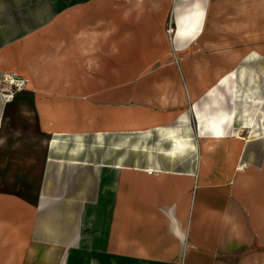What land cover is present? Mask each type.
Instances as JSON below:
<instances>
[{
    "label": "crops",
    "instance_id": "0c3cea01",
    "mask_svg": "<svg viewBox=\"0 0 264 264\" xmlns=\"http://www.w3.org/2000/svg\"><path fill=\"white\" fill-rule=\"evenodd\" d=\"M82 1L58 8L56 24L43 27L48 13L40 25L31 16L18 32L15 0H0V31H9L0 34V70L28 72L35 84L9 102L0 100V264H14L16 249H32V264H264V134L240 133L247 126L241 120L251 125L257 113L246 118L240 112L235 68L243 59L229 65L216 47L231 46L222 52L237 60L235 45L249 44L241 34L256 27L243 29L240 15L264 13V2L177 0L175 33L165 41L159 17L172 0H88V7ZM37 9L32 5L28 12ZM235 23L242 28L226 26ZM82 26L129 30L127 39L110 37L112 30L104 41L109 55L103 58L118 66L102 75L87 66L78 70L72 53L69 85L49 87L65 77L66 68L44 72L48 50ZM212 49L214 57L205 53ZM37 55L43 61L35 63ZM173 55L184 68L171 67ZM215 61L223 65L213 68ZM33 66L43 68L36 72ZM135 78L130 96L108 94ZM252 101L256 107L262 102L257 94ZM99 102L111 112L102 115ZM188 107L202 126L194 138L187 125H176ZM150 132L157 140L144 135L133 155L121 152L113 162L76 159L79 148L67 151L62 141L69 135L98 141L113 133ZM66 160L89 165L87 199L68 243L37 241L32 230L39 199L49 191L50 161ZM212 252L222 257L214 259Z\"/></svg>",
    "mask_w": 264,
    "mask_h": 264
},
{
    "label": "rangeland",
    "instance_id": "374dc122",
    "mask_svg": "<svg viewBox=\"0 0 264 264\" xmlns=\"http://www.w3.org/2000/svg\"><path fill=\"white\" fill-rule=\"evenodd\" d=\"M88 1V0H87ZM82 1L81 6L88 7L89 3L84 4ZM177 0H172L170 4L172 7L168 8L164 15L162 17H159V22L161 21L164 28V40L165 41H171V37L174 35L173 31V21H174V15H173V6L174 3ZM16 6H17V12H18V21H17V29L20 28L23 23H25L26 19H29L31 16V19H44L45 14L46 15V21L42 24L43 27L45 26H51L52 24H56V19H54L52 16L55 13V11L65 6L67 7L72 0H15ZM33 5L34 10L38 8L34 12H28V9L30 6ZM27 9V11H24ZM227 15L226 21L230 20L231 18ZM218 17V16H214ZM220 18V17H219ZM230 18V19H228ZM25 19V20H24ZM37 19V20H38ZM40 19L38 20L39 25L41 23ZM215 18L210 17V21H213ZM241 22L247 23V19L244 15H240ZM214 22V21H213ZM212 22V23H213ZM253 27L250 31H243L240 38L242 40L247 41L249 44L245 45L244 43H239L238 45H235L237 48L236 59L233 60V56H226L222 51L229 48H221L220 46L216 47L218 48V53H222L228 64L233 65L237 62H239L241 59H243L239 65L236 66L235 69H237L238 73L240 72L241 75V99L242 102L240 104V112L244 115V117L248 118L251 113H256V116L254 115L253 122L251 125L245 124L244 120H241V123L245 126L243 131L241 130L240 133H242L244 136H250V137H256L264 134V13H256L253 15L252 18ZM242 23V24H243ZM26 24V23H25ZM3 25V24H0ZM36 23L34 22L35 26ZM218 27V26H217ZM19 30V29H18ZM163 31V29H161ZM23 31L19 30L18 32ZM128 29L122 31V33H118V30H113L110 33L111 36L117 37L118 35H122L124 39H127L128 36ZM4 32V33H3ZM9 31L4 30L0 31V34H7ZM197 30L194 32L196 33ZM193 33V35H194ZM70 34V33H69ZM130 34V32H129ZM60 35V34H59ZM131 35V34H130ZM56 35L55 37H57ZM64 37V35H61ZM67 35H65L66 37ZM53 37V38H55ZM12 39V38H7ZM38 39V38H37ZM101 46L98 47L97 50V61L99 62V69L96 67H91L89 69L90 71H94L97 74H104V70L106 67H110L113 65L118 66L117 62L113 61H107L106 59L109 58H103L106 54L105 48L106 44L104 41V37H101ZM109 39V38H108ZM107 39V40H108ZM119 40L121 38L119 37ZM117 42V41H116ZM52 43V42H51ZM50 43V45H51ZM114 44V42L112 43ZM230 46V45H229ZM234 47V48H235ZM48 48V47H47ZM110 48V47H108ZM120 48V47H119ZM118 47H116L115 51L119 50ZM230 50L233 49L231 46L229 48ZM215 49L212 50H205V53H209V55H213ZM227 51V50H226ZM41 53V52H40ZM73 54H75L76 61L78 65V70L86 69L85 61L87 59V56H84L82 54H78L77 51H73ZM135 53V52H134ZM191 53V51H189ZM189 53L185 54V57ZM246 53V54H245ZM39 54V52H38ZM245 54V55H244ZM115 55V54H114ZM244 55V56H243ZM243 56V58H242ZM38 57V55H37ZM214 57V55H213ZM212 56L208 57V61L211 63V60L213 58ZM46 58V57H45ZM171 67L173 68H184L185 63L181 62L182 60L179 58V56L173 55ZM44 59V58H43ZM42 58L38 57V60L35 63H39L43 61ZM232 61H235L234 63H230ZM217 62V63H215ZM212 62L213 68H215L216 64L223 65L222 62L215 61ZM46 64L43 66H47L48 61L46 58ZM206 64V63H205ZM41 66L40 64H38ZM28 66L27 68L31 67ZM40 67L41 69L43 68ZM224 68V67H222ZM226 68V67H225ZM229 68V67H228ZM33 69L38 72L41 69H37V66ZM65 68L60 67L59 70H64ZM227 69V68H226ZM229 70V69H228ZM5 73H11L15 74L14 81H10V76H6ZM28 72L25 73L23 71H13V70H0V100L9 102L14 98V95L19 93L20 91L24 90L25 88H30L32 86L34 88V85L28 78ZM232 74V69L230 68L229 74H226L224 78L221 80L224 81L227 79L228 75ZM139 80V79H138ZM137 78L131 79L130 82L120 85V86H113L111 90L108 92V94L111 95H118V93H121L125 96H130L135 92L136 88H131L132 83L138 82ZM125 83V82H124ZM30 84V85H29ZM136 86V84H135ZM257 94V99L261 98V103L257 105H254L253 98ZM245 99H251V101H245ZM97 103V102H96ZM115 103V102H113ZM98 108L101 110H97V112H101V114H108L111 112L109 108L105 109L102 106V103H98ZM216 109V108H215ZM194 110H192L190 107H188L187 115L184 118V120H180L176 122V125L179 127H185L183 125H187V129L190 130V137L194 138L198 133H200L202 126L197 124L196 116H194ZM239 127L240 125H236ZM235 127V128H237ZM233 129L232 127L226 129V133H232ZM241 134V135H242ZM144 135H148L149 137H154L153 133L148 134H142V133H129L128 135L122 134V133H113L104 135L101 138L98 139V141L94 140V136L83 135L80 136L77 135H69L68 138L65 137V150L69 151L71 148L78 147L79 148V154L76 157V159L79 157L80 160L89 161L88 159L92 157L94 160H98L99 162H113L118 156H120L121 152L124 153L125 156L133 155L135 151L133 150V147L136 146V143H140L142 145L145 144ZM160 137V136H159ZM157 140V137L155 138ZM123 145V148H122ZM120 147V148H116ZM65 159H68V157H65ZM50 173L49 175V191H46V195H42L40 197V204L42 205L39 212H35V220L32 230V237L33 239H36L37 241H41L44 243H55L59 242L61 244L68 243L69 237L73 233L74 228V218L77 215V212L79 210L80 205H82L83 201L87 199L86 194L88 193V185L87 182L90 181V171H89V165L88 164H81V163H75V162H68L67 160L65 162H56V161H50ZM196 248V247H195ZM3 250V249H0ZM195 250L203 251V249L196 248ZM18 254L14 256V259L16 262L14 264H32L33 258H32V249H16ZM21 252V254H19ZM23 252V253H22ZM214 259H217L219 257H222V255L218 254L217 252H212L210 254ZM227 257H230L229 254L225 255Z\"/></svg>",
    "mask_w": 264,
    "mask_h": 264
},
{
    "label": "bare ground",
    "instance_id": "6f19581e",
    "mask_svg": "<svg viewBox=\"0 0 264 264\" xmlns=\"http://www.w3.org/2000/svg\"><path fill=\"white\" fill-rule=\"evenodd\" d=\"M143 0H137V2H141ZM264 2V0H262ZM247 10V9H246ZM248 20H251V23H246V27H243V29H248L249 26H253L252 18L253 13L247 12L244 14ZM227 27H234L235 30L238 28H242L241 25L235 23L234 26L226 25ZM113 29L110 27L102 28L99 26H82L79 30L76 31L75 34L69 35L66 38L58 39L54 46H52L48 52H47V58L48 63L47 66H45L43 69L44 72L54 70L59 68L62 65H65V77L61 78H55L54 82H50L49 87H55L56 82L58 81L59 85L67 86L69 85L68 82V75L72 73L73 67L69 64H73L74 57H72V49L77 50L80 54L87 56V59L85 61V64L87 67H99V63L96 58V51L98 50V47L100 48V41L102 40L101 37H104V39L107 37V35L112 31ZM178 31V30H177ZM182 32V31H181ZM114 49H116V45L113 44L112 46ZM35 71V70H33ZM6 76H10V81H14L15 74L11 73H5ZM83 75V72H82ZM151 168H148V170Z\"/></svg>",
    "mask_w": 264,
    "mask_h": 264
},
{
    "label": "built area",
    "instance_id": "2783aa9c",
    "mask_svg": "<svg viewBox=\"0 0 264 264\" xmlns=\"http://www.w3.org/2000/svg\"><path fill=\"white\" fill-rule=\"evenodd\" d=\"M152 169H149L148 171H151Z\"/></svg>",
    "mask_w": 264,
    "mask_h": 264
}]
</instances>
